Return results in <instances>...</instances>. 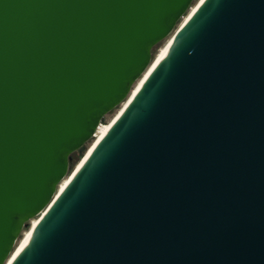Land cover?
Segmentation results:
<instances>
[{
  "label": "water",
  "instance_id": "water-1",
  "mask_svg": "<svg viewBox=\"0 0 264 264\" xmlns=\"http://www.w3.org/2000/svg\"><path fill=\"white\" fill-rule=\"evenodd\" d=\"M193 1L0 0V264H264V0Z\"/></svg>",
  "mask_w": 264,
  "mask_h": 264
},
{
  "label": "bare ground",
  "instance_id": "bare-ground-1",
  "mask_svg": "<svg viewBox=\"0 0 264 264\" xmlns=\"http://www.w3.org/2000/svg\"><path fill=\"white\" fill-rule=\"evenodd\" d=\"M204 0H200L199 3H197L194 7L191 8V10L189 11L188 15L185 16L183 22L181 23V25H179V28L181 26H184V24L189 20V18L193 15V13L197 10V8L199 7V5L203 2ZM173 37L174 35L169 39L168 43H166V46L162 48L160 54L157 56L156 59H154L153 63L151 64L150 68L147 70V72L144 74V76L138 81V83L136 84V86L133 89V92L131 93V95L129 96L128 100L122 105L121 110L117 113V115L113 118V121L116 120L118 118V116L122 113V111L125 109V107L130 103V101L132 100V98L135 96V94L138 92V90L140 89L141 85L143 84V82L145 81V79L147 78V76L149 75L150 71L154 68V66L158 63V61L162 58V56L165 54V52L168 50L170 44L173 41ZM109 122V124L105 127L100 125L98 131V135L97 138L95 139V141L93 142V144L91 145L90 149L87 150V152L85 153L84 157L81 159L80 162H78L77 167L75 168V170H78L79 167L82 165V163L84 162V160L88 157L89 153L91 152V150L93 149V147L96 145V143L100 140V138L107 132V130L110 128L112 122ZM97 131V132H98ZM97 134V133H96ZM71 176H67V178L62 182L61 186H60V190H62L63 188H65V186L68 184L69 180H70ZM40 221V218L37 217L34 220H32L31 222V228L28 232H26L25 234V238L23 239V241L20 243V245L14 250L11 258H10V262L13 260L12 258H14L17 253L19 252V250L21 249V247L23 246V244L25 243V241L28 239V237L32 234L33 230L36 228V226L38 225Z\"/></svg>",
  "mask_w": 264,
  "mask_h": 264
},
{
  "label": "rangeland",
  "instance_id": "rangeland-1",
  "mask_svg": "<svg viewBox=\"0 0 264 264\" xmlns=\"http://www.w3.org/2000/svg\"><path fill=\"white\" fill-rule=\"evenodd\" d=\"M199 1H200V0H194V1H193V4H192V7H194L197 3H199ZM188 13H189V11H188ZM188 13L186 14V16L188 15ZM183 20H184V18H183ZM183 20H181V23L183 22ZM181 23H180L179 25H181ZM179 25H177V29L179 28ZM174 33H175V32H173V33L171 34V36H169L167 39H164V41H162V42H161V43H160V44L154 49V53H153V58H154V59L157 58V56L160 54L162 48L166 46V43H168L169 39L174 35ZM121 108H122V106H119L117 109H115L113 112H111V113L105 118V121L102 123V124H104V125H102L101 128L107 126V125L109 124V122H111V120L113 121V118L117 115V113L121 110ZM99 130H100V129H99ZM98 133H99V131H98L97 134H96L97 136H99ZM97 136H96L95 138H93V140H91L89 143L86 144V151H87L88 149H90L91 145L93 144V142L95 141V139L97 138ZM86 151H85V153H86ZM85 153H84V155H85ZM83 157H84V156H83ZM83 157H82V158H83ZM82 158H80L77 162H74L75 165H74V167H73V171L75 170V168L77 167L78 162H80ZM30 228H31V225H30ZM30 228L24 230L23 234H22L21 237H20V240L18 241V243H17V245H16L17 247H18V246L20 245V243L23 241V239L25 238V234H26V232H28V231L30 230Z\"/></svg>",
  "mask_w": 264,
  "mask_h": 264
},
{
  "label": "trees",
  "instance_id": "trees-1",
  "mask_svg": "<svg viewBox=\"0 0 264 264\" xmlns=\"http://www.w3.org/2000/svg\"><path fill=\"white\" fill-rule=\"evenodd\" d=\"M104 125V124H103ZM86 151V146L83 147L82 149H80L78 152H76L75 154H73V167L75 165L74 162H77L80 158H82L84 156V153Z\"/></svg>",
  "mask_w": 264,
  "mask_h": 264
}]
</instances>
